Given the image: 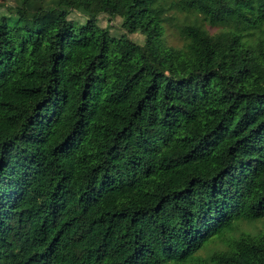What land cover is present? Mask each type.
Here are the masks:
<instances>
[{
  "label": "trees",
  "instance_id": "trees-1",
  "mask_svg": "<svg viewBox=\"0 0 264 264\" xmlns=\"http://www.w3.org/2000/svg\"><path fill=\"white\" fill-rule=\"evenodd\" d=\"M263 220L264 0L0 3V264H264Z\"/></svg>",
  "mask_w": 264,
  "mask_h": 264
},
{
  "label": "rangeland",
  "instance_id": "rangeland-1",
  "mask_svg": "<svg viewBox=\"0 0 264 264\" xmlns=\"http://www.w3.org/2000/svg\"><path fill=\"white\" fill-rule=\"evenodd\" d=\"M6 1L7 0H0V3L6 2ZM175 1L176 0H168V4L170 6H173V3ZM72 15L76 16L77 14L74 13ZM166 32H167V42L169 45H174V46H181L182 45V42L179 39V36H178V33L176 31L175 26L167 25ZM243 229L251 232L252 234H258L260 232H264V220L260 221L258 223H255L251 226L243 225Z\"/></svg>",
  "mask_w": 264,
  "mask_h": 264
}]
</instances>
